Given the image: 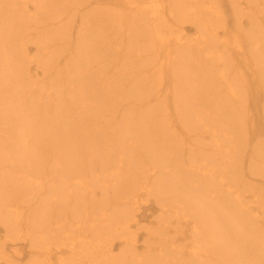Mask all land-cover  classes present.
I'll list each match as a JSON object with an SVG mask.
<instances>
[{"label":"bare ground","instance_id":"1","mask_svg":"<svg viewBox=\"0 0 264 264\" xmlns=\"http://www.w3.org/2000/svg\"><path fill=\"white\" fill-rule=\"evenodd\" d=\"M40 12L53 13L40 39L55 36L64 47L42 60L34 55L43 78L37 84L23 81L25 68L8 56L30 60L24 20ZM20 33L23 40L15 42ZM45 60L55 64L59 83L64 74L76 75L85 88L98 66L112 63L110 73L126 79V93L152 107L141 126L109 136L102 123L116 126L117 108L79 106L72 117L55 98L60 90L52 97L38 92L45 74H53L39 66ZM1 74L7 75L0 79L1 253L17 240L31 249L28 264H239L242 253L262 263V187L245 174L236 178V169L264 168V152L261 144L247 149L234 117L248 111L247 94L264 87V0H0ZM101 86L118 96L111 83ZM70 97L78 101L69 102L71 109L89 106L83 95ZM144 140L152 161L164 159L141 161L129 173L135 145L144 147ZM221 149L232 158L215 161ZM222 168L228 175L216 174ZM150 201L156 223L140 232ZM224 230L238 235L225 243ZM253 250L261 253L250 257Z\"/></svg>","mask_w":264,"mask_h":264},{"label":"rangeland","instance_id":"2","mask_svg":"<svg viewBox=\"0 0 264 264\" xmlns=\"http://www.w3.org/2000/svg\"><path fill=\"white\" fill-rule=\"evenodd\" d=\"M20 2V1H19ZM28 10L29 12H31V3L28 2L27 4ZM1 8H4V5H1ZM11 10L15 9V8H20V3H18L17 5L14 6V8L10 7ZM21 12V11H20ZM3 13V19L5 17V19H7V15H5L6 13ZM32 13V12H31ZM228 13V12H226ZM38 16L36 19H25V25L28 27V30H23L22 31V35H26L27 33L31 34L29 35L25 40V47H26V52L29 53V57L30 60L28 58H25L23 55L22 56H14V55H10L8 57L11 58V63L15 64V66H17L18 64H20V66L22 67V69L25 68V73L23 75V81H28L29 82L31 79L36 78V80H34V82H36L37 84L42 82L43 78H40L42 76H40L41 73V68L37 67V64L35 61H33L34 58L41 59V57H43L44 59L46 58V55L49 56H55L56 53L59 51V47H64V46H60L58 45V41L55 40V36H54V40L49 42V39L47 38L46 41L47 42H43V40L40 39V37L44 34L45 31L44 30L45 26H44V22L48 21V19H46V16L51 17L53 15V13H50L48 15H46L45 12L43 13H37ZM53 32V31H52ZM54 35V33H53ZM10 39V38H9ZM8 39V40H9ZM23 40V39H22ZM21 40V33L20 35H18V39L15 40V42H19L22 41ZM42 41L43 45L41 46V50H39L38 48L36 49L37 45H38V41ZM13 42V40H11ZM41 44V43H40ZM231 46H233V43L230 44ZM5 55L6 54V50H4ZM39 55V57H35L34 55ZM42 60V59H41ZM103 60V59H102ZM47 60H45L43 63H45ZM14 66V65H12ZM39 66H44V68H46L49 71H52L53 74L48 75L45 74V78L43 80V84H45L44 86V91H41V88L39 87V93L43 92L44 94L49 93L48 96L52 97L51 94L53 93H58L57 90L59 91L58 96L60 95L59 98L55 97L59 102H61L63 105L62 106H66V110L67 113L69 114V116L71 115L72 117H74V114H78L80 115L81 113L79 112L78 108L79 106H83L84 108H93L95 107V103H100V106H104V108H110V107H115L117 108L115 111V118H113L114 124L117 125L116 126H111L109 124H103V128H106L108 131L109 136L115 137L118 133H120V130L123 129L121 128L122 126H128L131 125L133 127L136 126V124L141 122V118L143 117V112H145L146 110H150L151 109V105H148V107H142V102L139 101L138 99H136L134 96L132 97L130 95V93H126L127 89L129 88L126 79H121L122 76L119 75H112L111 69L113 67V64L111 63V65H109L108 68L104 69L103 71L100 69V66H98L95 69V72L92 73L91 76V80L89 81L88 85L86 86V88L84 87L83 83L79 82L80 78H78L76 75H74L73 77L68 75V74H64L62 76H60V83L57 80V77L54 76L55 73V64L50 60L48 62H46L45 64L39 65ZM3 71L5 70L4 68H1ZM28 71L29 76H31L30 78L26 75ZM129 71V70H128ZM231 71V72H230ZM228 71L229 73L226 74L229 78H231L232 76H235V71L234 70H230ZM255 76V75H253ZM7 77V75H2L0 76L1 81ZM94 77V79L92 78ZM251 76L247 75L246 79H249ZM106 85V83H111L113 86V89L115 90V95L118 94V96H114L113 93L109 95L110 92L107 91V88L104 90L102 89L101 85ZM29 89L28 86H26L25 91H27ZM87 93V94H84ZM26 97H35L33 94L29 93V92H25ZM72 95H76L79 98L80 95H83L87 98L90 99L89 102V106L87 105H78L76 109H71L68 107L69 102L70 103H78V101L76 100V97H70ZM115 97V98H113ZM248 97V100L246 103H249V107H246L248 109V111L243 114V113H237V116L235 115V119L239 122V125L241 126L240 128H238L239 130H241L242 133H245L248 137V147L247 149H249L250 151L252 149L257 148L260 144L262 146V150L264 152V87L263 90H260L257 94L250 91V93L247 94V96L245 98ZM112 98L115 100H112ZM122 100H119V99ZM52 104H56L55 102H53ZM116 104L119 105V107H116ZM145 108V109H144ZM146 113H149V111H147ZM77 115V116H78ZM85 115V114H83ZM226 115H230L228 112L226 113ZM71 117V118H72ZM98 119L100 120V117H98ZM97 119V121H98ZM11 120V124L13 125V129L17 130V126H19V123L16 122L13 118L10 119ZM122 120H125L127 123H122ZM248 122L251 124H248ZM111 123V121L109 122ZM83 124V123H82ZM140 125V124H139ZM146 125V124H145ZM111 126V127H110ZM141 126V125H140ZM147 126H150L149 124H147ZM59 133H61V131H59ZM84 133H86V130L84 131ZM235 134V132H234ZM121 135V134H119ZM33 135L32 136H24V139H22V141L25 144L30 143V141H32ZM124 138H127L126 136H124ZM135 146L137 147V149L135 148ZM133 147V150H137L136 156L137 158L134 159L133 161H130V163L128 164V171L130 173V170H134L136 172L139 171L140 169V162L144 161L146 162L148 165L150 164H155V161L158 160H162L164 159L162 156H155V158L151 159L149 153L152 150V147H149V145L147 144L146 140H144V147H142L138 142L137 144ZM238 149L243 153L244 152V147L239 146ZM64 149H60V151L62 152ZM220 153H215L216 156H214L215 161L219 162L222 160V158L224 157H230L232 158L231 155H227L225 150H219ZM155 153H159L157 151H155ZM64 154V152H63ZM240 153L236 154L235 157L239 156ZM217 157V158H216ZM219 159V160H217ZM230 170V169H229ZM227 169L222 168L221 170H218L216 172L217 173H221L222 175H226L227 171H229ZM261 170H263L264 173V168H256L253 170H248L246 167H240L238 168V170L236 169V178H239V174H245V179L251 182L252 186H259L262 187V190H259L262 192V198H261V203L264 202V176L262 177H257V173H259ZM228 175V174H227ZM14 177V176H13ZM257 181V182H256ZM246 196V195H245ZM253 198V197H252ZM250 199H248L247 201H249ZM165 201V200H164ZM162 201V202H164ZM233 203V202H232ZM151 204L154 207H150L148 208V210L144 211L143 215H145V217L142 218L141 220V226L143 227L142 229H139L140 232L144 231V227L147 226V228H152L153 225L152 223H156V216H157V211H156V205L152 204L151 201L149 203H147L146 205ZM234 204V203H233ZM236 205V204H235ZM262 212V215H264V207L260 209ZM154 221V222H152ZM233 232V231H232ZM224 235L222 236V238H224L226 241L225 243H227L229 240L235 239V236L238 235V233L234 232L232 233V235L228 236L225 234V230L223 231ZM3 232L0 229V236L2 235ZM141 240V239H140ZM240 241V240H239ZM238 242V241H237ZM3 248L5 251V254L1 253L2 250L0 248V255H4L5 257H9L8 263L9 264H28L29 261L28 258V252L31 251V249H29V245L27 243V241H7L6 243H4ZM13 249H15L13 251ZM220 251V250H219ZM261 250H253V252L250 253V257L255 256L257 254H260ZM241 256H245L244 253L239 255V264H252V261H245L244 259L240 258ZM214 257V256H213ZM205 258H202V261H204ZM206 262L204 261V263L202 262V264H205ZM0 264H4L2 263V261L0 260ZM264 264V258L262 257V263Z\"/></svg>","mask_w":264,"mask_h":264}]
</instances>
